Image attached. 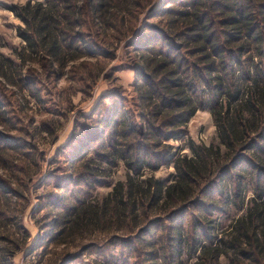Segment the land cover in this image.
Here are the masks:
<instances>
[{
  "label": "trees",
  "instance_id": "obj_1",
  "mask_svg": "<svg viewBox=\"0 0 264 264\" xmlns=\"http://www.w3.org/2000/svg\"><path fill=\"white\" fill-rule=\"evenodd\" d=\"M157 2L160 6L150 9ZM11 10L25 24L19 36L26 47L17 55L25 60L26 51L41 54L42 69L49 73H56L57 63L67 65L78 57H107L111 42L117 47L135 37L127 46L140 52L133 67L137 112L127 116L122 107H111L110 118L103 121L107 131L91 139L102 141L94 154L108 163L120 159L138 175L164 164L175 169L170 180L149 177L134 184L128 176L91 207L85 197L69 205L64 203L68 193L56 195L55 204L62 202L59 207L65 209L60 225L74 222L72 228H78L108 219L135 224L137 232L129 230L118 239L131 249L134 264H182L183 240L188 258L196 257L193 264H220L225 251L218 242L225 239L234 250L229 264H264V0H30ZM145 14L147 20L162 18L144 22ZM101 23L113 32L111 42ZM14 65L0 53L2 87L15 84ZM81 70L91 81L99 77L90 61L72 65L70 74L84 79L77 74ZM32 71L28 67L18 74L37 97ZM2 107L0 98V118ZM198 111L209 112L217 129L209 145L189 135ZM1 136L0 158L5 160V150L21 147H9ZM172 140L184 141L192 154L174 153ZM88 153L74 161L85 171L76 179L70 176V184H88L87 178L96 176ZM248 181L252 205L235 221L234 235L227 232L218 241L213 217L229 214L230 199L241 209ZM0 191L5 192L2 185Z\"/></svg>",
  "mask_w": 264,
  "mask_h": 264
},
{
  "label": "rangeland",
  "instance_id": "obj_2",
  "mask_svg": "<svg viewBox=\"0 0 264 264\" xmlns=\"http://www.w3.org/2000/svg\"><path fill=\"white\" fill-rule=\"evenodd\" d=\"M28 1L0 0V53L13 60L17 71L10 73L15 84L7 88L0 85L3 103L0 135L8 141L9 147H21L19 150L8 148L3 154L5 160L0 158V185L5 191H0V264H123L125 260L134 264L135 258L129 260V256L133 255L131 249L120 245L118 239L128 234L129 230L137 232L135 224L129 227L126 221L116 224L111 219L89 222L85 218L84 221L89 223L78 228H72L74 222L60 225L65 209L59 207L62 202L55 204L54 196L68 193L64 203L69 205L85 197L91 207L101 204L102 198L112 192L116 184L124 183L128 176L133 178L134 184H143L149 177L172 178L175 172L173 164H164L158 170L143 169L138 175L120 159L108 163L94 154L102 141L92 142L91 139H96L101 131H107L103 121L110 118L111 107H122L127 116L137 112L134 105L137 93L133 85L138 76L133 67L139 62L140 52L134 46H127L128 41L135 37L116 47V43L110 40L113 32L101 23L114 49L106 58L78 57L67 65L57 63L56 73H49L42 69L41 54L26 51L25 60L17 55L26 47L19 36V27L25 24L16 17L11 6ZM31 1L34 4L45 0ZM159 6L160 2H157L150 5V9ZM145 16L142 21L151 23L162 18L147 20ZM83 61L95 65V73L99 74L96 80L89 79L88 71L87 74L82 70L77 72L78 76L84 75V79L70 74L72 65L81 66ZM28 67L33 69V90L37 92V97L30 94L31 90L23 85L18 74H24ZM114 94L117 97L109 98ZM188 129L190 137L198 144L209 145L217 137L213 118L207 111H198L189 122ZM104 134L108 137L107 133ZM88 139L90 143H84ZM168 143L173 145L174 153L192 154L184 141L172 140ZM88 150L86 158L93 159L90 171L96 176L87 178L90 185L83 181L81 184H70V176L76 179L85 171L82 163L74 161H78ZM245 153L250 157L248 152ZM228 185L230 188L231 184ZM253 197V187L248 181L243 201L239 202L241 209L230 199L226 201L229 214L214 215L218 241L227 232L231 231L230 237L234 235L236 231L232 230V226L239 216L248 211ZM190 215L191 212H188L186 220L190 219ZM218 244L225 251L220 264H229L233 248L229 247L227 239ZM186 245L183 240L179 249L180 259L182 264H193L196 257L192 260L188 258Z\"/></svg>",
  "mask_w": 264,
  "mask_h": 264
}]
</instances>
